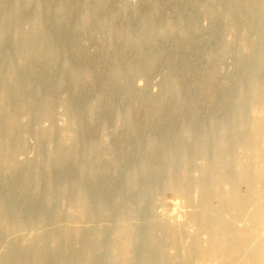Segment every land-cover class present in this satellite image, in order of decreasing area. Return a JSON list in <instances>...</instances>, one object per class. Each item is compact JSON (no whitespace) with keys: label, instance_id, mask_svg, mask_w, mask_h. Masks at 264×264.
Instances as JSON below:
<instances>
[{"label":"bare ground","instance_id":"6f19581e","mask_svg":"<svg viewBox=\"0 0 264 264\" xmlns=\"http://www.w3.org/2000/svg\"><path fill=\"white\" fill-rule=\"evenodd\" d=\"M216 2L215 0L199 2V12L202 11L206 19L215 17L221 10ZM230 2L235 10L227 16L225 26L227 37L216 55L210 57L214 58L222 54L232 58L238 66L236 74L240 77V87L234 91L238 101L230 107L232 112L219 125H215L213 121L200 129L192 124L185 125L179 130L177 137L171 140L164 138L157 140L151 137L142 141L139 145H145L152 151L138 157L134 162L135 169L133 165L126 174L127 181L121 192V199L109 203L99 201L98 209L93 205L91 194L80 178L72 181V187H64L53 172L49 175L35 162H18L16 157L26 146L24 133L33 122L34 116L35 121L42 118L50 122L53 117L51 94L46 93L44 96L46 98L41 102L40 107L36 108L33 102L27 99L23 82L17 81L13 76V74L16 76L15 73L21 68L27 67L32 60L44 61L51 70L58 58V55L49 50L54 40L46 30V17L41 12H37L41 5H36L35 14L28 28L12 34L25 38L18 47V56L9 63L5 71H0V76L5 78V82L0 85V169L16 176L12 184L7 185L4 191H0V202L4 196L13 191H24L28 199L33 200L38 189L37 182L42 179L45 187V204L54 206L64 201V204L68 203L65 205H68V208L58 214L40 210L35 216L29 217L20 202L0 203V239L6 235L23 233L25 228L35 225L36 222L46 226L54 219L61 218L65 221L62 222L64 225L60 227L57 225L56 228L43 234H39V231L34 234L30 232L21 245L14 244L13 240L7 241L3 244L4 248L2 247L3 251L1 250L0 253V264H103L104 262L105 264H264V0H230ZM28 6V0L18 1L10 13L2 15L0 41L8 32L10 22L8 19L12 20ZM69 7V4H65L59 9L60 18L65 19ZM94 8L99 7L85 8L82 11L80 18L75 22L76 28H92L90 21ZM2 9L3 4L0 1V12ZM151 9L156 11L159 6ZM149 19L150 17L146 16L131 28H115L112 16L108 18L102 36L103 53L118 50L119 47L110 45L109 39L114 36L119 37L130 48L139 46L144 41H153L158 36L164 38L176 32L179 33L178 41L183 46H188L189 41L193 39L190 30L186 27L179 28L172 20L164 21L161 25H152L148 22ZM248 31H251L252 36L248 35ZM232 42L236 44L235 48ZM155 61V57H152L151 62ZM127 67L136 71L130 65ZM213 71H216L215 67ZM111 72L112 75L108 79L110 84L126 77L117 58L111 66ZM139 74H143V71L141 70ZM72 75L78 81L92 78V73L88 70H78ZM166 80L171 78L167 76ZM227 83L224 80L222 86L224 84L226 87ZM216 85L218 84L213 86L210 83L208 92L214 94L217 91ZM178 93L177 87L169 91L171 96ZM164 98V94L158 97L147 95L137 101L150 105L148 109L150 115L155 110L164 109L162 103ZM185 99L188 97H183L180 101ZM181 106L182 104L178 103L173 105L172 109ZM92 108L89 107V110L91 111ZM133 113V109L130 108L122 117L127 120ZM63 116L64 126L60 129L61 132L51 122L49 127H39L32 133L36 141V155L41 156L44 144L51 143L50 148L44 153L46 166L59 164L60 170L66 169L67 163L74 156L71 145L78 142L81 131L80 123L72 121L75 118L73 106L64 103ZM70 118L72 120H69ZM60 133L65 137L61 138ZM57 135L59 138L54 141ZM215 135L217 139L213 138ZM183 140L186 144L181 143ZM179 142L181 148L175 149ZM195 145H199L200 157L208 156L211 149L218 148L214 156H209L202 165L197 166L198 176H193L192 164L188 160L190 150ZM145 146L136 148L140 150ZM236 146L239 147V152L230 155ZM91 149L98 152L103 150L102 143H94ZM172 149L177 150L174 155L171 154ZM112 151L117 158V148H113ZM159 151L161 153L157 154ZM112 159L108 164L115 161ZM155 163L162 164L157 170L159 180H155L152 176ZM98 166L95 161L91 162L88 171L85 169L87 171L85 174H89L90 177L97 174L95 171L100 169ZM108 167L109 165L104 170ZM118 167L122 169L121 165ZM81 168L84 169V166ZM25 171L27 173H23ZM177 172L179 175L176 174ZM143 176L146 179L139 183L138 180ZM193 181L195 184H192ZM193 186L197 190L198 197L202 199L199 202L201 208L196 207L184 213L177 211L172 221L161 219L162 217L156 218L150 214L140 218L144 214L142 209L146 207L151 193L170 189L176 198L188 202L191 197L189 191ZM132 195L135 201L134 206L129 210V216L132 215L135 222L132 220L134 223H130L131 225L119 223L115 229L112 228L110 239L107 238L110 231L107 228L110 227L102 229L84 225L88 223L92 213L96 216H104L118 203L122 205L120 214H125L126 205H129ZM209 197L215 198L218 204L211 207ZM255 201L258 202L255 204ZM221 204L223 207H220ZM16 222L19 224L16 225ZM188 225L190 228L192 226L191 230H187ZM106 243L111 246L108 255L104 253Z\"/></svg>","mask_w":264,"mask_h":264},{"label":"rangeland","instance_id":"374dc122","mask_svg":"<svg viewBox=\"0 0 264 264\" xmlns=\"http://www.w3.org/2000/svg\"><path fill=\"white\" fill-rule=\"evenodd\" d=\"M0 1L3 4V9L0 12L1 25L2 15L10 13L15 4L21 0ZM201 1L203 0H28L29 6L26 9L20 11L12 20L8 19L10 21L8 32L1 37L0 41V71H5L9 63L16 59L18 47L25 40L24 37L12 34L18 30H26L33 14H35L36 5H41L37 12H41L46 17V30L54 40L49 50L58 55V58L51 70L48 69L44 61L37 59L39 61H29L27 67L21 68L15 73L16 76L14 74L13 76L17 81L23 82L22 86L26 88L27 99L31 100L36 108L40 107L41 102L46 98L44 97L46 93L51 94L53 106L51 122L60 132L64 126L63 105L65 103L73 106L75 118L69 120L80 123L81 131H79L78 142L71 145L74 156L67 163L66 169L60 170L59 164L48 167L44 153L52 144L45 143L42 147L43 154L37 156L35 153L36 141L32 137V133L39 127H49L51 122L42 118L35 121L34 116L33 122L24 133L26 146L22 152L17 154L18 162H35L47 174L51 175L53 172L64 187H72V181L80 178L91 194L93 205L98 209L99 201L109 203L121 199V192L127 181L126 174L133 168L138 157L152 151L145 145H139L142 141L149 140L151 137H155L157 140L162 138L171 140L177 137L179 130L185 125L192 124L200 129L211 121L215 125L224 121L227 115L232 112L230 107L238 101L234 92L240 87V77L236 74L238 66L232 58L222 54L212 57L216 55L227 37L225 27L227 16L235 10V7L230 0H215L221 10L215 17L206 19L205 14L198 10V3ZM65 4H69L70 7L65 19H62L59 17V9ZM95 6L99 8H94V14L90 21L92 28H76L75 22L80 18L82 11ZM157 6H159L158 10L151 9ZM111 16L115 28H131L146 16L150 17L148 22L152 25H161L164 21L172 20L179 28L186 27L190 30L193 39L189 41L188 46H183L179 43V33L176 32L164 38L158 36L153 41H144L139 46L130 48L119 37L114 36L109 39L110 45L119 48L117 51L110 50L106 54L102 50V36L104 35V24ZM248 35L252 36L251 31H248ZM232 46L235 48L236 44L232 42ZM152 57H155V62H151ZM115 58L118 59L120 67L125 71L126 77L110 84L108 79L112 75L111 66ZM127 65L135 68L136 71L129 69ZM213 67L218 72L213 71ZM78 70L91 71L92 78L87 81L76 80L72 73ZM141 70L143 74H139ZM167 76L171 80L167 81ZM224 80L228 82L226 87L224 84L222 86ZM4 82L5 78L0 76V85ZM210 83L213 86L218 84L214 94L208 92ZM175 87L178 88L179 93L171 96L169 91ZM162 94L165 96L162 100L164 109L162 111L155 110L150 115L148 114L150 105L137 101L142 96L158 97ZM183 97H188L189 100L180 101ZM178 103L182 106L172 109V106ZM89 107L94 108L90 111ZM130 108L134 113L125 120L126 118L122 115ZM60 137L64 138L65 135L60 133ZM58 138L59 135L54 138V141ZM213 138L217 139L218 137L215 135ZM97 142L102 143L103 150L92 151L91 145ZM181 143L186 144V141L183 140ZM181 143L179 142L175 149L181 148L179 147ZM140 146L145 147L140 150L136 148ZM113 148H117V158L112 151ZM175 149L171 150V154L174 155L177 151H174ZM216 150L218 151V148L215 147L210 150L208 156L200 157L199 145L191 148L188 160L192 164L193 176H198L197 166L202 165L209 156H214ZM239 150V147L236 146L230 155L237 154ZM160 153L161 151L157 152V154ZM110 159L115 161L108 164ZM93 161L99 164L100 169H96L95 173L97 174L90 177L85 172L88 171L89 164ZM108 165V169L104 170ZM118 165H121L122 169ZM81 166H84V169ZM135 167L134 165V169ZM161 167L162 164L155 163L152 168V176L155 180L160 179L157 170ZM23 173H27V171ZM176 174L179 175V172ZM15 177L4 169H0V191H4L7 185L12 184ZM145 179L146 177L143 176L138 182L141 183ZM132 183L134 184V182ZM193 183L195 184V181ZM28 187L32 188L31 185ZM37 188L31 201L24 191H13L4 196L0 203L20 202L29 217L35 216L40 210L58 214L68 208V205L65 206L68 203L64 204V201L58 202L54 206L45 204V187L42 179L38 180ZM194 189L193 186L189 191L191 197L188 202L176 198L170 189L151 193L146 207L142 209L144 214L140 218L150 214L156 218L162 217L161 219L172 221L175 219L172 217L177 211L184 213V211H190L196 207L201 208L202 205L199 202L202 199L198 197L197 190ZM130 197L131 201L128 203L129 205H126L127 212L125 214H120L122 205L118 203L114 207L112 206L104 216H96L92 213L89 218L93 217L88 218V223L84 225L102 229L110 227L111 229L107 228L110 230L107 238L110 239L112 228L115 229L119 223L124 222L129 225L135 222L132 215H130L132 218L129 216V210L134 206L135 197L133 195ZM209 198L211 207L218 204L215 198ZM257 202L255 201V204ZM220 207L223 205L221 204ZM61 220V218L54 219L51 224L46 226L36 222L37 227L33 224L31 227L25 228L23 233L6 235L5 239H0V253H2V247L4 248L3 244L7 241L12 242L13 240L14 244L21 245L30 232L34 234L39 231V234H43L56 228L57 225L58 227L64 225L62 222L65 221ZM18 224L19 222H16V225ZM188 227L190 228V226L186 227L187 230L192 229V226L190 229ZM110 247L109 244L104 246V253L106 252L107 255Z\"/></svg>","mask_w":264,"mask_h":264}]
</instances>
